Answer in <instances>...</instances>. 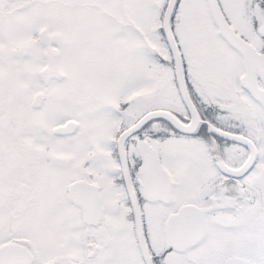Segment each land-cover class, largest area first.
Returning a JSON list of instances; mask_svg holds the SVG:
<instances>
[{"label":"snow or ice","instance_id":"1","mask_svg":"<svg viewBox=\"0 0 264 264\" xmlns=\"http://www.w3.org/2000/svg\"><path fill=\"white\" fill-rule=\"evenodd\" d=\"M0 264H264V0H0Z\"/></svg>","mask_w":264,"mask_h":264}]
</instances>
